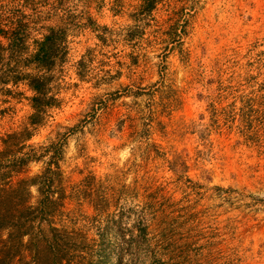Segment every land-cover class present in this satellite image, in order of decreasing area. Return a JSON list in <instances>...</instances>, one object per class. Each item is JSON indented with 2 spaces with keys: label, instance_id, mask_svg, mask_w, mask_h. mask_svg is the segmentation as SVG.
Masks as SVG:
<instances>
[{
  "label": "rangeland",
  "instance_id": "rangeland-1",
  "mask_svg": "<svg viewBox=\"0 0 264 264\" xmlns=\"http://www.w3.org/2000/svg\"><path fill=\"white\" fill-rule=\"evenodd\" d=\"M0 23L17 37L0 58V144L32 113L21 77L37 73L34 40L65 34L66 53L38 72L57 102L18 145L39 160L13 180L48 160L58 170L40 184L65 195L51 216L71 237L58 264H264V0H0ZM150 194L169 210H147L144 227Z\"/></svg>",
  "mask_w": 264,
  "mask_h": 264
},
{
  "label": "trees",
  "instance_id": "trees-1",
  "mask_svg": "<svg viewBox=\"0 0 264 264\" xmlns=\"http://www.w3.org/2000/svg\"><path fill=\"white\" fill-rule=\"evenodd\" d=\"M15 30L16 26L14 25L0 23V58L4 50L10 49L17 42ZM46 30L41 39L34 40L33 51L29 56L31 66L29 68L37 70V73L25 72L21 77L26 81L25 83L32 93L29 99L32 113L28 116L27 125L22 130L7 134L0 144V264H12L16 257L23 259L26 253L32 259L27 264H39L41 253H48L51 262L58 264L70 252V247L67 245L70 236L67 234V230L63 225L62 227L53 225L51 221L55 208L64 206L65 195L60 194L53 199L50 194H41L40 184L43 185L45 182L51 181V178L58 174V170L51 168V160L44 162L45 167L40 173L17 178L13 182L15 177L24 172L26 165L31 161L39 160L36 155L29 153L18 155L17 153L22 152V148L18 145L32 138L33 133L29 127L42 123L47 108L57 102L54 96L48 94V77L38 72L41 70L51 71L58 63V50L62 49L63 53H66V47L62 41V35L65 34L64 31L54 26H49ZM3 39L6 40V44L3 43ZM31 186H37L38 193H40L35 203L30 200ZM187 188V191L192 190L191 185H187ZM227 190L232 191L233 189ZM194 193L196 195L195 203H198L202 193ZM188 194H191V191ZM110 197L113 199V195ZM104 200H97L96 197L90 202L97 212H103L105 210ZM186 203L185 206L180 207L182 210L190 211L194 208V203L189 197H186ZM161 204L164 203L161 202ZM161 204L155 194L145 195L136 218L138 224L144 227L148 225L147 210L152 209L153 213L158 212L160 215L169 210L167 202L163 206ZM178 204L180 205V202ZM159 207L161 208L159 209ZM189 215L192 219H198L196 213ZM43 223L47 229L41 227ZM46 231L49 233L48 235H45ZM46 236L49 239L44 243ZM42 243L45 246L41 247ZM212 245L216 247L217 252H222L219 243H212ZM74 246L77 249V245L74 244ZM72 250L75 249L72 248Z\"/></svg>",
  "mask_w": 264,
  "mask_h": 264
}]
</instances>
